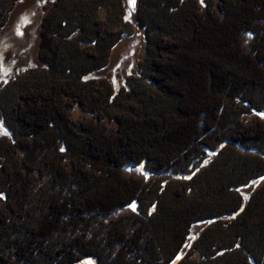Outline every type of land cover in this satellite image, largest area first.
<instances>
[{
  "label": "trees",
  "instance_id": "16d2710c",
  "mask_svg": "<svg viewBox=\"0 0 264 264\" xmlns=\"http://www.w3.org/2000/svg\"><path fill=\"white\" fill-rule=\"evenodd\" d=\"M87 1H92L93 11L102 6L95 0ZM219 1L222 4L216 7L219 14L214 16L212 8L203 1L202 12L189 10V14L177 18L173 23L178 27L176 33L171 37L166 34L168 38L164 40L170 24L159 23L158 37L154 41L148 39L154 42L155 49L151 59L153 75L148 80L157 94L147 96L149 105L145 109L137 105L133 112L121 109L109 118L104 112L109 97L104 100L103 116L115 122L116 128L101 122L104 118L95 123L91 120V124L90 120L86 121L89 126L72 122L63 110L66 102L59 96L62 93L95 114L99 100L92 107L87 97L92 92L83 95L78 85H95L98 92L103 89L102 83L83 79L105 66L108 50L118 34L101 18L94 20L100 31L86 21L83 27L77 23L76 27L84 33L77 41L61 37L57 31L49 32L45 26L41 28L45 30L39 42L41 66L45 64L47 73H56L64 83L38 84L33 80L34 84H21L15 100L0 94V114L5 128L10 136L14 135L10 124L14 117L21 126L20 136L25 138L16 148L31 160L21 164L24 159L13 158L14 150L10 146L0 147V160L5 159V163L0 162V264H33L35 259L44 264H75L87 257L97 259L100 264H170L184 246L192 226L202 222L207 225L192 249L199 259L192 260V264L264 262V187L245 193L246 197L240 192L264 177V146L258 144L251 149L258 159L235 155L231 161L220 164L218 152L212 168L214 181L208 183L187 168L192 160L213 150L214 144L220 151L228 148V141L243 139L257 143L264 134V120L255 119L242 126L234 120L236 129L228 141L227 137L212 136L229 119L226 116L243 120L244 116L257 115L264 108L261 106L264 55L254 47L246 50L243 45V34L255 35L258 30L264 33V0ZM161 2V8L170 6L166 1ZM4 16L0 17V26L6 19ZM138 23L143 28L148 26L140 19ZM47 31L50 41L46 38ZM100 40H103L101 46ZM63 51L66 54L62 55ZM85 61L88 65L83 67L80 62ZM35 71L36 68L30 74ZM71 79L77 87L70 85ZM256 88L262 90L263 96L261 99L255 96L254 102L250 98L256 95ZM239 102L247 108L236 105ZM10 107H14V112ZM11 139L15 142V138ZM36 161L38 164H31ZM129 164L149 165L157 173L179 174L181 186L171 188L175 197L162 211V221L155 228L139 229V235L133 229H129L131 233H115L110 228L106 235L109 247L119 246L120 250L114 254L116 258L107 259L99 244L88 237L87 228L97 223L103 229L102 216L146 201L150 185L145 178L121 173ZM209 167L206 166V171ZM38 169L45 170L51 176L50 181L59 184L60 192L53 189L56 187L45 192L46 186L36 187L39 192L33 191V182L36 179L40 184L38 177L43 176V172L33 173ZM23 176L25 183L21 181ZM199 179L202 181L198 185L192 184ZM244 201L248 205L244 206ZM253 202L257 206L253 214L248 213ZM26 206L30 216L26 222L16 223L14 219L23 216ZM81 227H85L83 235L66 239ZM93 236L96 238L97 234ZM143 254L150 257L143 258ZM118 255L124 256H120L122 260H117Z\"/></svg>",
  "mask_w": 264,
  "mask_h": 264
},
{
  "label": "rangeland",
  "instance_id": "374dc122",
  "mask_svg": "<svg viewBox=\"0 0 264 264\" xmlns=\"http://www.w3.org/2000/svg\"><path fill=\"white\" fill-rule=\"evenodd\" d=\"M95 1H97L96 4L102 5L101 8L99 7V9L96 11H93V5H91L92 1L88 2L87 0H0V17L2 15H5L4 17L6 18L4 21H1L0 26L1 96L7 94L11 96L12 100H15L16 97L14 95H17L16 90L20 92L19 86L21 84L24 86L26 83H32L33 80H35V83L38 84H42V81H44V83H64L63 80L57 77L58 75H55L56 73L54 75L51 73L48 74L47 66L45 64L44 66H41L43 65V63H41L38 56L41 53V50L39 49V42L41 40L40 34L45 31L41 29L43 26H45V29L49 32L57 31L56 33L58 35H61V37L65 36L70 40L77 41V39H81V34L84 35L81 29L79 27H76L77 23L81 24L80 26L83 27L84 21H86L87 25H89L93 29H96L97 25L94 26V23H96V19L100 20L99 18H101L102 20H104V24H106V26L110 28V30H113L118 34V39L115 43L113 42L112 47H110L108 50V57L105 66L103 68L96 69L91 74H89L86 79L83 80H91L97 84L102 83L103 89L100 90V93L98 92L99 88L95 85H86L83 87L78 85L79 88H82L81 92L83 95H87L88 92H92V94L90 93V95L87 96L91 101L90 105L92 107L94 106L95 102L99 100V102L97 103L100 105L99 109H97L98 112H94V115L91 114L87 107L84 108L81 105L79 106L77 103H74L70 98H68L66 95H63L62 93L60 94L59 99H61V101L64 103L66 102V108L64 107L63 110L66 111V115L70 119H72V122L80 121L83 124H86L85 122L90 120L91 124V120L93 123H95L97 121L99 122V118H104L102 121H100L106 123L108 126L116 128V123L109 122L110 120H108L110 115L117 114L118 111H121V109H126L129 112H133V109H136L137 105H140L141 108L143 107V109H145L146 106L149 105L147 96L150 93H156L155 87L148 80V76L153 75V73L151 74V59L153 58V54L155 52L153 45L154 42L150 43L148 42V39L154 41V39L158 37V34L160 33L158 32L157 28L158 25H160L159 23H164L167 21V24H170V26L166 28V31H169L164 34V40L168 38L165 37L166 34L171 37L172 33H176L175 30L178 27L173 23L177 18L180 19L183 17V15L189 14V10L191 12H202L203 1L208 4L209 8H212L211 12L214 14V16H216L215 13H217L216 7H218V5L222 6V4L219 3V0H163V2L166 1L167 5H170L169 7H167V9L160 7V5H162L161 0H134V4L132 7H129L128 0ZM185 3H187V5H184ZM192 4H194L195 6L191 7ZM10 5L12 6L10 7ZM139 19L142 20L143 23L148 24L147 28H143L139 25ZM45 20L48 22L45 23ZM261 27L262 24L259 25V28ZM97 30L99 29L97 28ZM48 31L46 32V38H48L49 40ZM256 33L258 34H243V45L246 50H250V48L254 47L255 50L263 52L262 54L264 55V38L262 37L264 33H262L260 30H258ZM51 42L53 43V41ZM98 43L101 46L103 40H100V42ZM109 43L110 42H108V46H110ZM103 47L104 45L102 46V48ZM65 52L63 51L62 55L66 54ZM80 63L84 64L83 67H86L88 65L86 61ZM34 68H36L37 71H35V74H30V71L34 70ZM76 69L77 66L75 70ZM23 75L25 79H23ZM70 85L73 87H77L73 79L70 80ZM254 93L256 95H253L252 97L250 96V99H253V101L255 100V96H257V98L259 99H261L263 96L262 90H259V88H256ZM101 94L105 96V99H103L104 96L102 98ZM108 97L109 103L108 106H105L104 104L106 102L104 103L103 101H106ZM256 101L257 100H255L254 102ZM227 103H229V101ZM69 105L71 107H69L68 110ZM236 105L240 106L242 109L247 108V105L243 104L242 102H239ZM103 106H105L104 112L105 115L107 114L108 118L106 116H103V109L101 108ZM261 106L264 107V101L263 103H261ZM11 111L14 112V107H12ZM12 112L11 114L13 115ZM259 113H264V108H262V111H260ZM259 113L257 115L256 113L248 114L243 117V120H237L233 117H230V115L226 116L229 117V119L227 121H223L220 128L221 130H215L216 132L214 131L212 133V136L227 137L228 141L231 132L236 129V126H234V120L235 122L241 124V126L242 123L246 125L250 121H253L255 119V121L257 122L259 120L263 121L264 117L259 115ZM10 124L14 129V135L12 136H10L7 132L3 122V118L0 114V147L6 148V146H10L11 151L14 150L11 153L13 158L20 160L24 159L20 162L21 164L24 161L29 163L31 160L26 158L24 151L16 148L17 143H20L25 139L20 136L21 126L17 124L14 117L13 121H10ZM11 138H15V142H12ZM260 140L261 141H257V143L255 142V140H249L248 142H245L243 139L240 141H228V148H226L225 150L220 149V151L218 150V146L214 144L212 148L213 150L207 152L198 160H192L190 164H188L187 168L189 170H192V172L199 178L202 177V179H205L207 183L211 182L212 180L214 181L212 174L215 169L212 168H214L215 165V154L217 156L218 152L220 153V159H218L219 164L223 161H231L235 155L237 157L244 156L245 158H249L251 156L258 159V157L255 156L257 154L254 153V151H252L251 149L258 144H262L264 146V134ZM7 158L10 160L12 159L11 156L9 157V154L7 155ZM261 161L262 160H258V162ZM0 162L5 163V159L0 160ZM31 164L36 165L38 164V161H36L35 163L32 162ZM208 165L211 168L209 167L210 170L207 169L206 171L205 168ZM37 172H43V176L41 178L38 177L40 184L37 183L38 180L36 179L35 182H33V179L31 180L34 185L32 187L33 191H36L37 188L40 189L46 186L47 189H45V192L46 190L51 191L50 187H56L53 189H56L60 192V188H58L59 184L56 185L52 180L50 181L51 176H49V174L45 170L42 169L40 171L38 169V171H33L34 174H38ZM121 173L122 175H125L127 177L132 176L145 178L146 182L150 185V190L147 193L146 201L144 199V202L142 201V203L140 202L139 204H133L135 206V210H133V208L129 206L123 207L122 209H117L110 214L101 217V223L103 222V229H100L97 226V223H94V226H90L87 228L88 237H92L91 240H93V242L97 246L99 244L100 251L104 252V256H106L107 259L112 257L116 258L114 254L119 252L120 250L119 246H115L112 248V246L110 245L111 249L109 247L110 243L108 242V239H106V235L108 234L110 228H113L115 233H131V231L134 230L133 233L137 232V235H139V229L143 231L144 227L146 226L155 228L156 224L162 221V211L168 207L169 203L172 200V197L174 196V190H172L171 188L176 187L177 185L181 186L179 181H182L178 176L179 174L175 175L172 172L157 173L154 169L152 170L149 165H125L121 169ZM23 178L24 180L26 179L25 176H23L21 178V181L25 183ZM186 178L187 176L183 179L185 180ZM201 181L202 180L199 179L197 183L196 181H194L192 184L198 185V183ZM215 184L216 183H214V186ZM248 185L249 186L240 189L241 195L243 197H246L245 193H250L252 191H255L256 189L264 187V180L259 179L256 181V183ZM152 187L155 188L153 189ZM67 188L65 189L67 190ZM202 190L204 191V188H202ZM161 191H164L165 194L160 193ZM37 192H39V190H37ZM178 192L175 191L176 195L179 194ZM150 204H152L153 206L150 207ZM243 204H245L244 206L248 205L245 203V201ZM256 206L257 204H254L253 202V204L249 207L251 208V210L248 213L252 212L253 214ZM28 208L29 206L24 207V211H22L23 213H21L23 214V216L21 215V217H19L18 219H14L16 223H24L27 221L28 217L30 216L28 213L29 210L27 211ZM146 217L149 219L145 220ZM100 219L98 218V221ZM206 225L207 224L205 222H202L196 223L192 226L190 234L186 238L187 240L184 243V246L180 247L181 249H179L180 252L178 254L181 258L179 260H176L177 256L174 257L170 264H173V261H175V264H188V262L192 264L191 262H194L192 260L199 259V254H194L195 251H192V249L195 245V241L198 238V234ZM84 229L85 227L79 228L78 231H75V233L70 235L69 237L67 236L66 239L71 240L73 237L79 238L80 234L83 235ZM129 229L131 231H129ZM96 234L98 237L96 236V238H94L93 235ZM99 237H101V241ZM120 256L121 258L124 257L122 255H118L117 260L119 261L122 260L120 259ZM142 257L145 258L150 256H144L143 254ZM89 262H91V264H100L97 259H94L92 257L82 258L75 264H89ZM33 264L44 263L43 261L35 259L33 261ZM262 264H264V262Z\"/></svg>",
  "mask_w": 264,
  "mask_h": 264
},
{
  "label": "snow or ice",
  "instance_id": "6c2138e0",
  "mask_svg": "<svg viewBox=\"0 0 264 264\" xmlns=\"http://www.w3.org/2000/svg\"><path fill=\"white\" fill-rule=\"evenodd\" d=\"M128 4H129V7H132L133 4H134V0H128ZM19 34V33H18ZM259 115H261L262 117H264V113H259ZM63 150V149H61ZM259 179L261 180H264V177H260ZM252 183H256V181H253ZM239 191V190H238ZM129 207H132L133 210H135V206L134 205H130ZM181 257L180 255L178 254L177 257H176V260H179ZM89 264H91V262H89ZM173 264H175V261H173Z\"/></svg>",
  "mask_w": 264,
  "mask_h": 264
}]
</instances>
